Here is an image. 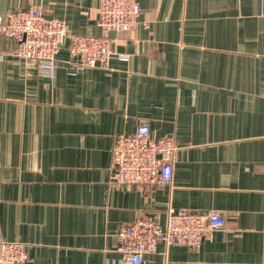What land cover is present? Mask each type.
<instances>
[{
    "label": "crops",
    "instance_id": "obj_1",
    "mask_svg": "<svg viewBox=\"0 0 264 264\" xmlns=\"http://www.w3.org/2000/svg\"><path fill=\"white\" fill-rule=\"evenodd\" d=\"M141 23L114 33L109 68L77 69L67 42L55 73L0 59V234L25 264H126L116 232L170 210L225 215L198 247L145 264H264V0H139ZM100 0H0L99 35ZM143 24V25H142ZM15 42L0 36V52ZM147 125L180 147L170 185L113 184L117 136Z\"/></svg>",
    "mask_w": 264,
    "mask_h": 264
},
{
    "label": "built area",
    "instance_id": "obj_2",
    "mask_svg": "<svg viewBox=\"0 0 264 264\" xmlns=\"http://www.w3.org/2000/svg\"><path fill=\"white\" fill-rule=\"evenodd\" d=\"M139 0H100L97 24L99 35L69 33L66 23L48 18L39 9H14L0 16V36L15 42L12 50L0 52L37 64L43 76L55 73L57 55L68 44L77 69L109 68L116 54L114 33L133 32L141 22ZM142 24V25H143ZM180 147L172 138H154L147 125L131 134L117 136L112 149V182L123 187L170 185L174 178V158ZM223 212H176L170 210L165 226L153 216H141L116 232V250L126 264H145V258L167 246L198 248L208 235L225 228ZM28 253L20 242H7L0 234V264H25Z\"/></svg>",
    "mask_w": 264,
    "mask_h": 264
}]
</instances>
